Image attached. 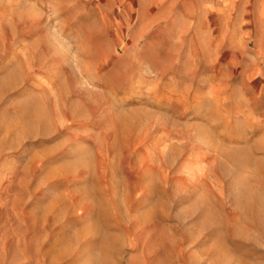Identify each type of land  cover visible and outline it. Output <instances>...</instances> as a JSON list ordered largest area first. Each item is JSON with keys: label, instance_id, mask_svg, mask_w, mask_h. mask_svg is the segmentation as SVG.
Returning a JSON list of instances; mask_svg holds the SVG:
<instances>
[{"label": "rangeland", "instance_id": "374dc122", "mask_svg": "<svg viewBox=\"0 0 264 264\" xmlns=\"http://www.w3.org/2000/svg\"><path fill=\"white\" fill-rule=\"evenodd\" d=\"M238 6L0 0V264H264V24Z\"/></svg>", "mask_w": 264, "mask_h": 264}, {"label": "crops", "instance_id": "0c3cea01", "mask_svg": "<svg viewBox=\"0 0 264 264\" xmlns=\"http://www.w3.org/2000/svg\"><path fill=\"white\" fill-rule=\"evenodd\" d=\"M217 2H221L223 9L228 11L232 10L233 8H236L237 2H239L238 7L243 10L246 9L249 11L246 17L247 23L253 22L257 24H264V0H197V7L210 12V9L216 8ZM259 39V37H256L255 47L257 48V51L255 52L257 54L263 53L264 51V48L263 51H260Z\"/></svg>", "mask_w": 264, "mask_h": 264}]
</instances>
